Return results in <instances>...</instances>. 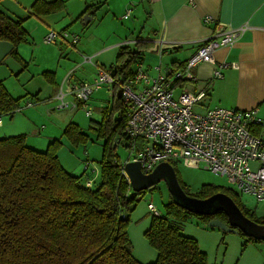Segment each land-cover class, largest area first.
<instances>
[{"label": "trees", "instance_id": "obj_1", "mask_svg": "<svg viewBox=\"0 0 264 264\" xmlns=\"http://www.w3.org/2000/svg\"><path fill=\"white\" fill-rule=\"evenodd\" d=\"M100 7L101 3L87 10L97 11ZM63 8L61 0H36L28 17L56 14ZM24 22L0 11V41L12 44L8 56L16 59L18 44L27 40ZM138 47H119L112 66L116 81L133 76L135 65L142 59ZM43 76L54 85L53 74L45 72ZM114 90L117 92L118 88ZM19 103L20 100L10 97L0 83V118L11 117L19 111ZM120 111V99L113 96L110 105L103 108L100 121L94 123L93 131L97 140L102 141V155L100 181L93 180L95 184L90 187L86 186L88 178L82 183L81 177L64 171L55 153L57 141L49 143L46 151L39 152L26 146L24 135L0 138V264H140L131 254L127 228L130 214L144 192L133 191L121 175L122 162L116 156L117 148L113 143L121 137L126 122L125 118H118ZM62 132L75 145L88 140L72 123ZM122 145L118 148L123 149ZM171 166L186 196L203 200L223 194L232 200L244 218L264 226V214L256 217L245 210L238 195L230 189L203 185L198 194L190 195L178 177L177 165L172 163ZM168 193L170 201L164 206V214L152 215L144 233L148 245L157 254L150 264H209L208 255L200 250L198 242L183 235L175 222H186L194 217L205 227L215 219L235 227L230 225L225 211L216 210L207 215L195 213L183 208L170 191ZM239 234L245 241H264L246 236L243 231Z\"/></svg>", "mask_w": 264, "mask_h": 264}, {"label": "crops", "instance_id": "obj_2", "mask_svg": "<svg viewBox=\"0 0 264 264\" xmlns=\"http://www.w3.org/2000/svg\"><path fill=\"white\" fill-rule=\"evenodd\" d=\"M35 1L16 0L15 5L17 9L29 10V13ZM61 1L64 2L62 11L39 18L47 33L61 31L57 34L59 38L70 47H74L73 49L76 48L75 56L78 63L66 74L62 84L65 90L70 84H75L71 79L78 67L85 65L90 67L91 71L88 73V69L85 70L87 74L83 75V82L92 81L99 68H112L114 61L109 64L101 57L104 49L116 56L122 45L131 48L139 46L142 53L140 62L147 73L155 77L168 68H183L186 61L203 46L204 42L220 30H233L246 25L248 29L231 47L216 50L211 63H200L192 70L195 81L183 83L179 88L181 92L206 94L198 109L199 112L216 107L256 109L261 122L253 130L256 137L264 142V0ZM100 3L102 7L99 10H87L89 6ZM0 11L9 18L24 20V15L23 17L14 15L18 14L14 13L15 11L10 13L1 8ZM127 11H130L129 16L124 18ZM205 17L209 18L208 23L204 22ZM115 21H123V25L118 26ZM24 26L25 23L23 28ZM100 29L104 33H101ZM82 33L85 35L84 40L78 36V42L71 45V36ZM79 42L82 44L77 49ZM84 58H92V64L84 63ZM216 70L222 73L220 78H214ZM45 72L55 76L51 93L55 97L60 88L57 72H51L46 68ZM113 96H108L110 102ZM28 104L30 106V103H26L25 106L29 107ZM87 178L89 180L94 177L82 174L81 182L84 183ZM200 250L206 254L201 247Z\"/></svg>", "mask_w": 264, "mask_h": 264}, {"label": "built area", "instance_id": "obj_3", "mask_svg": "<svg viewBox=\"0 0 264 264\" xmlns=\"http://www.w3.org/2000/svg\"><path fill=\"white\" fill-rule=\"evenodd\" d=\"M209 21L208 17L204 18V22ZM247 29L245 25L220 30L204 42L183 68H168L151 77L138 62L131 78L117 81L112 68H99L92 81L70 84L67 90L60 87L54 99L58 109L81 108L90 117L92 109L88 104L95 92L105 89L110 97L120 92L118 118H125L126 122L121 137L113 143L116 148L123 144L121 147L128 152L121 165V175L128 184L124 166L129 163H138L144 175L161 163L197 170L202 167L215 177H223L230 186L228 189L238 196L246 195L264 204V142L253 130L261 122L256 109L216 107L199 112L206 96L204 92L182 91L176 98L173 95L181 84L195 81L194 68L200 63H211L216 50L231 47ZM57 38L56 33L50 32L44 42L53 44ZM78 39L71 36L70 44H76ZM83 62L92 64V58H84ZM221 74L216 70L214 78H220ZM114 87L118 88L117 92ZM83 166L84 170L90 167L87 163ZM93 180L87 181L88 187ZM147 210L160 216L152 204L147 205Z\"/></svg>", "mask_w": 264, "mask_h": 264}, {"label": "rangeland", "instance_id": "obj_4", "mask_svg": "<svg viewBox=\"0 0 264 264\" xmlns=\"http://www.w3.org/2000/svg\"><path fill=\"white\" fill-rule=\"evenodd\" d=\"M16 0H3L0 8L13 13L24 15L27 41L20 42L17 46V58L6 56L0 63V83L7 93L15 100H20V110L11 117L2 116L0 121V138L25 136L26 146L30 149L44 152L49 143L57 141L56 156L64 171L81 177L86 174L94 177V182L100 181V165L102 155V141L97 140L94 123L101 118L103 108L110 105L106 90L95 92L89 101L92 109L90 117L85 111L77 108L74 111L58 109V104L52 93L53 85L43 76L44 70L57 72L58 84L63 87L66 74L77 66L76 48L67 45L61 38L53 44L44 42L49 34L44 30V24L39 17H28V11L17 9ZM28 9V8H27ZM116 25H123V21H115ZM46 29V28H45ZM67 31V30H66ZM56 34L61 31H53ZM101 33H104L100 29ZM47 33V34H46ZM71 34V32H69ZM84 40L85 35L76 34ZM84 37V38H83ZM82 42L76 46L80 48ZM90 56V54H86ZM104 62L112 64L115 60L113 52L104 49L101 52ZM88 69V70H87ZM90 70L89 65L78 67L71 82L78 83L83 80ZM55 79V76H54ZM56 81V80H55ZM181 93L180 88L174 90V98ZM26 103H30L26 107ZM105 106V107H104ZM75 124L87 136V142L73 144L64 134L65 127ZM116 156L120 162L127 159L128 152L117 148ZM89 164L84 170L85 164ZM180 181L185 185L190 195L198 194L203 185H216L225 189L230 188L223 177H215L200 167L197 169L177 166ZM85 179V178H84ZM83 183V182H82ZM93 183L92 186L95 184ZM87 186V185H86ZM241 206L262 217L264 204L257 203L253 198L242 195L237 197ZM170 201L166 183L161 181L153 188L141 194V200L130 214L127 228L131 243V254L140 264L153 263L157 254L147 243L144 233L150 225L152 214L147 210V205L152 204L159 215L164 214V206ZM175 222V221H174ZM184 233L183 235L195 239L199 246L206 252L208 263L216 264H264V241H245L241 234L224 233L218 229H209L192 217L186 222H175Z\"/></svg>", "mask_w": 264, "mask_h": 264}, {"label": "water", "instance_id": "obj_5", "mask_svg": "<svg viewBox=\"0 0 264 264\" xmlns=\"http://www.w3.org/2000/svg\"><path fill=\"white\" fill-rule=\"evenodd\" d=\"M13 46L8 42L0 41V62L8 56L12 51ZM119 99L121 94L116 93ZM124 172L128 181L135 192H144L145 190L153 188L156 184L163 181L166 183L168 191L172 194L173 199L183 208L199 214H211L216 210H223L229 217L232 228L219 220H211L207 227L210 229H218L224 233L238 234L241 229H236L238 226L243 229L246 236H251L257 239H264V226H259L244 218L232 200L223 195L217 194L207 199H197L186 196L181 192L177 182L175 171L168 163H161L148 175L142 174L138 163L125 164ZM238 225V226H237Z\"/></svg>", "mask_w": 264, "mask_h": 264}, {"label": "flooded vegetation", "instance_id": "obj_6", "mask_svg": "<svg viewBox=\"0 0 264 264\" xmlns=\"http://www.w3.org/2000/svg\"><path fill=\"white\" fill-rule=\"evenodd\" d=\"M237 226H238V225H237ZM236 229H238V230H239V229H241V230H239V231H243V229H242V228H240L239 226H238Z\"/></svg>", "mask_w": 264, "mask_h": 264}]
</instances>
